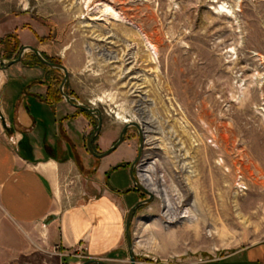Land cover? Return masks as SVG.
<instances>
[{"label":"rangeland","instance_id":"rangeland-1","mask_svg":"<svg viewBox=\"0 0 264 264\" xmlns=\"http://www.w3.org/2000/svg\"><path fill=\"white\" fill-rule=\"evenodd\" d=\"M1 39L65 66L63 93L102 114L97 153L118 139L122 118L142 134L136 109L147 107L153 133L142 134L134 176L142 186L139 173L148 171L161 192L145 188L152 200L132 216L135 262L237 264L244 249L264 243V0H0ZM21 62V85H48L44 97L56 101L62 71L31 51ZM39 113L51 129L54 112ZM77 115L88 129L73 152L81 176L58 186L61 206L93 195L99 159L86 139L97 120L78 109L68 117ZM122 144L132 152L130 166L139 148L135 127ZM39 257L20 264L65 263Z\"/></svg>","mask_w":264,"mask_h":264},{"label":"crops","instance_id":"crops-1","mask_svg":"<svg viewBox=\"0 0 264 264\" xmlns=\"http://www.w3.org/2000/svg\"><path fill=\"white\" fill-rule=\"evenodd\" d=\"M19 65L0 71V264H20L40 253L54 256L55 262L60 256L64 264H73L78 256L126 263L125 221L141 199L127 174L131 150L121 144L99 159L92 197L61 206L58 186L81 176L73 152L79 153L87 124L81 115L68 117L75 108L65 101L39 97L46 86L23 87L18 80L27 74L21 76ZM3 96L12 103V120ZM42 108L54 112L51 129L36 114ZM240 256L238 263L264 264V243L247 247Z\"/></svg>","mask_w":264,"mask_h":264},{"label":"water","instance_id":"water-1","mask_svg":"<svg viewBox=\"0 0 264 264\" xmlns=\"http://www.w3.org/2000/svg\"><path fill=\"white\" fill-rule=\"evenodd\" d=\"M25 51H31L34 54V56L36 57V59L42 65H45V66L52 68V69L61 70L63 73V79L59 85V93H60L61 97L65 100V102L69 106H71V108L73 107L75 109L82 110L84 112L86 111V113H88L89 115L96 118L97 125H96L95 129L92 131V133L86 139V150L88 151V153L91 156H93L96 159H101V158L106 157L110 153L114 152V150H116V148H118L122 144L126 130L129 127L133 126L137 129L138 134H139V148H138L136 158L133 161H131L132 163L129 166L128 174H129L130 180L132 182L133 188L136 189L137 191H139L141 195L147 196V198L139 200L132 207H130L128 214H127V217H126V221H125V243L127 246L128 261L130 264H136L135 258H133L134 252H133V244H132L133 242L131 241L130 224H131V221L133 218L132 216L134 215L135 210L137 208H139L141 205L148 204L152 200L151 193H149L146 189H144V187H142L138 183L136 177L134 176V167H135L139 157L141 156V148H142V135H141V132H140L138 125L135 123L125 124L122 127V129L120 130L119 135H118V139L114 142V144L110 148H108L105 152L97 153L93 148V141H94L95 137L98 135V133L102 127V122H101L102 121V114L99 111V109H97L94 105H85L82 103H75L74 100L72 99V97H69L63 93L62 89H63V86H64L66 80H67V74H68L65 66L58 64V63H51V62L47 61L45 58H43L41 53H39L37 51V49H35L32 46H23L20 49L19 54H18V56H16L15 59L9 60L6 62L3 61L2 59L0 60V70L5 71L10 66L20 63ZM82 264H106V263L102 260H99V259H89V260L83 262Z\"/></svg>","mask_w":264,"mask_h":264},{"label":"bare ground","instance_id":"bare-ground-1","mask_svg":"<svg viewBox=\"0 0 264 264\" xmlns=\"http://www.w3.org/2000/svg\"><path fill=\"white\" fill-rule=\"evenodd\" d=\"M126 31V30H125ZM145 36V35H144ZM157 36V35H156ZM146 37V36H145ZM155 38V37H154ZM157 38V37H156ZM148 39V38H147ZM146 42V41H145ZM150 42V41H149ZM149 42H148V44H149ZM152 44V43H151ZM153 45V44H152ZM155 50V47L153 46V51ZM130 53V52H129ZM153 57V56H152ZM131 60H133V59H131ZM114 61H112V63H113ZM118 62V61H117ZM132 63H133V61H132ZM128 64V63H127ZM133 75V74H132ZM131 78H133V77H131ZM138 78V77H137ZM136 78V79H137ZM136 111L139 113V120H140V122L142 123V125H143V128H144V131H143V133L142 134H148V133H153V128L151 127V125H152V123L154 122L153 121V118L150 116V114L148 113L149 111H148V109H147V107H145V106H139V104L137 105V109H136ZM144 115V117L143 116H141V115ZM122 122L123 123H126V124H130V120L129 119H127V118H122ZM141 128V127H140ZM139 128V129H140ZM143 130V129H142ZM140 132H141V130H140ZM141 134V135H142ZM145 136V135H144ZM136 166V165H135ZM134 169H135V167H134ZM145 172H147V173H143V175H142V177H141V175H140V173H139V181H140V183L142 184V186H144V187H146L148 190H153V192H155V193H159L160 194V188L157 186V184H156V182H155V179H153L151 176H150V173L148 172V171H145ZM135 173V172H134ZM157 180V179H156ZM141 181H143V182H145V185L141 182ZM139 183V182H138ZM162 196H163V194H162ZM165 197V196H164ZM163 197V198H164ZM162 198V197H161ZM169 206H170V204H169V202L168 201H165L164 202V207L165 208H169Z\"/></svg>","mask_w":264,"mask_h":264},{"label":"trees","instance_id":"trees-1","mask_svg":"<svg viewBox=\"0 0 264 264\" xmlns=\"http://www.w3.org/2000/svg\"><path fill=\"white\" fill-rule=\"evenodd\" d=\"M0 44L4 47L2 48V51H0V59L2 60H11V59H15L16 56L18 55L19 50L21 49V46L15 42L12 46L11 43L8 41H5L4 39L0 40ZM14 55V56H13ZM43 56V58L47 59L48 61H51L50 59H48L46 56H44L43 54H41ZM35 60L38 62V60L35 58ZM52 62V61H51ZM60 98H56V101H59ZM83 113H86V111H82L79 110ZM88 114V113H87ZM215 264H228V262H217ZM229 264H234V263H229ZM238 264V263H237Z\"/></svg>","mask_w":264,"mask_h":264},{"label":"flooded vegetation","instance_id":"flooded-vegetation-1","mask_svg":"<svg viewBox=\"0 0 264 264\" xmlns=\"http://www.w3.org/2000/svg\"><path fill=\"white\" fill-rule=\"evenodd\" d=\"M20 51V50H19ZM18 54H19V52H18ZM34 55V54H33ZM18 56V55H17ZM34 58H36L35 56H34ZM1 60V59H0ZM13 60V59H12ZM47 60V59H46ZM3 61H5V60H3ZM6 61H9V60H6ZM22 61V60H21ZM48 61V60H47ZM49 62H51V61H49ZM22 63V62H21ZM51 63H53V62H51ZM63 79V78H62ZM62 81V80H61ZM39 82V81H38ZM41 82V81H40ZM60 83V82H59ZM66 83H67V80H66V82H65V84H64V86H63V89L65 88V86H66ZM38 85L39 86H43V85H41L40 83H38ZM60 85V84H59ZM45 86V85H44ZM48 91H49V86L47 85L46 86V90H45V92H44V95H42V96H40V97H42L43 99H45L46 97H44V96H46V95H48ZM59 91V90H58ZM65 95H67V96H69V94L68 93H64ZM57 96L60 98V100L61 101H65L62 97H61V95H60V93L58 92L57 93ZM70 97V96H69ZM142 199H144V198H141L140 200H142ZM142 206V205H141ZM140 206V207H141ZM138 209V208H137ZM136 209V210H137ZM135 210V211H136ZM135 213V212H134ZM127 264H130L129 263V261L128 262H126Z\"/></svg>","mask_w":264,"mask_h":264},{"label":"built area","instance_id":"built-area-1","mask_svg":"<svg viewBox=\"0 0 264 264\" xmlns=\"http://www.w3.org/2000/svg\"><path fill=\"white\" fill-rule=\"evenodd\" d=\"M141 160V159H140ZM142 160H143V158H142ZM142 162V161H141ZM141 162H139L140 164H141ZM138 163V164H139ZM136 177V176H135ZM146 187H144V189H145ZM148 191H151V190H148ZM151 193H154L153 192V190L151 191ZM155 196V195H154ZM80 259H83L84 257H81V256H78ZM136 264H142V263H139V262H136Z\"/></svg>","mask_w":264,"mask_h":264}]
</instances>
